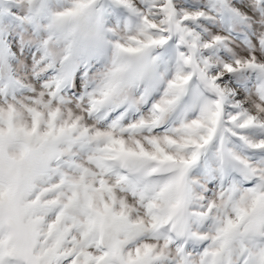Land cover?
<instances>
[{
  "label": "snow or ice",
  "instance_id": "obj_1",
  "mask_svg": "<svg viewBox=\"0 0 264 264\" xmlns=\"http://www.w3.org/2000/svg\"><path fill=\"white\" fill-rule=\"evenodd\" d=\"M0 264H264V0H0Z\"/></svg>",
  "mask_w": 264,
  "mask_h": 264
}]
</instances>
